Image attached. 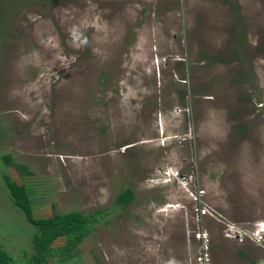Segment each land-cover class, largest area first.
I'll return each mask as SVG.
<instances>
[{
	"label": "rangeland",
	"instance_id": "1",
	"mask_svg": "<svg viewBox=\"0 0 264 264\" xmlns=\"http://www.w3.org/2000/svg\"><path fill=\"white\" fill-rule=\"evenodd\" d=\"M3 173L35 217L94 219L64 264H190L187 225L213 264L264 259L225 236L264 221V0H0V243L26 264Z\"/></svg>",
	"mask_w": 264,
	"mask_h": 264
},
{
	"label": "trees",
	"instance_id": "2",
	"mask_svg": "<svg viewBox=\"0 0 264 264\" xmlns=\"http://www.w3.org/2000/svg\"><path fill=\"white\" fill-rule=\"evenodd\" d=\"M2 159L7 166L15 167L22 176L30 174L25 165L13 163L10 155L5 154ZM2 179L13 205L23 212L26 221L35 228L31 237L32 252L26 264H51L49 260L53 261L54 255L57 257V264H64L68 260L75 262L77 245L89 233L94 219L90 221L76 210L35 217L26 186L23 183H17L5 173L2 174ZM132 197V190L126 188L118 194L116 202L127 205ZM58 240H62L63 243L54 245ZM13 261L11 254L0 243V264H13Z\"/></svg>",
	"mask_w": 264,
	"mask_h": 264
},
{
	"label": "built area",
	"instance_id": "3",
	"mask_svg": "<svg viewBox=\"0 0 264 264\" xmlns=\"http://www.w3.org/2000/svg\"><path fill=\"white\" fill-rule=\"evenodd\" d=\"M194 200H197V196H193ZM195 214L192 216L197 223L200 222L204 215L209 213L208 206L206 204H199L194 207ZM225 236L234 239L249 238L252 242L264 247V221H256L252 228L247 229L235 224H227ZM186 242L187 249H194L192 253L188 254V260L190 264H213L211 254V238L209 232L196 226L195 229H191L187 225L186 229ZM191 243H194L192 246ZM190 252V251H189ZM255 264H264V259L259 260Z\"/></svg>",
	"mask_w": 264,
	"mask_h": 264
}]
</instances>
